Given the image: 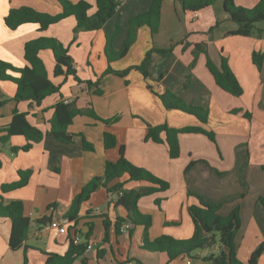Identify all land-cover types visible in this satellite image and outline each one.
Listing matches in <instances>:
<instances>
[{
    "label": "crops",
    "instance_id": "obj_1",
    "mask_svg": "<svg viewBox=\"0 0 264 264\" xmlns=\"http://www.w3.org/2000/svg\"><path fill=\"white\" fill-rule=\"evenodd\" d=\"M86 1L93 6L90 11L93 14L96 0ZM121 1L117 16L101 29L75 34L73 16L46 30H41L36 23L11 30L5 23L9 12L21 7L57 15L62 11L58 0H0V60L24 68L28 65L26 43L42 37L55 38L68 48L79 77L85 82L99 80L103 91L102 95H96L95 86L90 88L85 82L78 84L72 77L55 78L56 63L50 50L41 51L39 56L50 80L62 85V97L60 94L49 96L41 106L28 101L16 102V84L0 81V102H4L0 105V130L9 127L17 110L27 114L28 122L45 134L28 152L12 151L13 147L26 145L23 136H13L0 147V194L3 184L19 180L20 170L32 172L25 187L2 194L6 205L14 201L24 204V215L31 226L23 246L12 250L9 244L12 222L0 218V264H46L49 255H64L70 238L76 234L82 242L90 234L92 249L73 264H213L209 257L220 253L218 245L169 261L166 253L143 248L144 226L132 225L127 233L117 235L115 223L128 213L124 207L115 205L117 197L105 188L95 191L82 205L77 222H68L67 233L49 228L53 221L66 219L74 197L95 176L104 173L107 162L119 160L121 147L125 148V157L132 164L168 184V188L162 190L159 185L146 181L126 182V177L109 184L113 187L125 183L123 191L135 190L142 194L139 210L152 218L149 241L161 236L179 240L191 238L195 225L189 207L198 205L194 196L198 195L210 204L222 205L220 214L223 216L237 207L240 209L242 225L236 238L237 257L243 264H250L252 254L264 242V206L259 201L264 198V62L261 70L253 62L255 52L264 53V38L232 34L238 30V25L224 11V0L197 13L185 11L175 0H165L158 33L153 36L148 26L138 28L136 41L126 56L109 63L105 48L117 22L120 32L113 42L115 50L122 47L127 37L130 19L147 12L152 2ZM259 1L235 0L236 5L243 8H253ZM259 27L264 31V26ZM197 44L205 46L216 65L221 64L222 57L227 59L244 90L242 96L235 97L216 84L206 66L205 54L190 68ZM153 49L157 51L146 64L151 78H145L136 70L126 77L106 74L109 67L121 72L140 65ZM187 76L189 81L185 87ZM168 89L186 103L208 109V122L166 109L158 94ZM61 100L75 103L81 110H92L102 120L119 119L106 125L86 114L78 115L67 131L73 141L64 144L46 135L51 129L54 106ZM163 124L174 129L200 127L213 133L214 140L201 133H182L179 135L180 156L172 159L164 136L162 143L146 140L149 126ZM106 132L116 137L117 147L105 148ZM83 139L94 146V151L84 150ZM106 219L111 222L108 243L103 242ZM100 250L106 252L103 258L98 257ZM258 264H264V253Z\"/></svg>",
    "mask_w": 264,
    "mask_h": 264
},
{
    "label": "trees",
    "instance_id": "obj_2",
    "mask_svg": "<svg viewBox=\"0 0 264 264\" xmlns=\"http://www.w3.org/2000/svg\"><path fill=\"white\" fill-rule=\"evenodd\" d=\"M165 0H152L150 8L147 12L133 17L129 21V29L127 37L119 50H115L113 42L120 32V24L117 22L115 31L107 38L105 53L108 62L117 61L128 53L132 44L136 41L137 29L142 26H148L153 36H155L160 28L162 6ZM185 11L197 13L216 4L218 0H175ZM62 7V11L57 15L40 13L29 7H21L12 9L5 18V23L11 30H16L23 24L36 23L40 25L41 30H46L53 24H56L70 16L76 20L74 33L82 31H97L101 29L109 20L118 14V8L121 0H96V11L90 14L93 6L86 0L78 3L72 0H58ZM224 11L229 15L231 21L238 25V30L232 34L243 37L264 38V31L257 27L258 24L264 22V0H260L253 8H243L236 5L235 0H224ZM213 29V28H212ZM50 50L55 59L54 77H63L73 80L80 84L83 81L77 70L74 68V62L69 55L68 48L55 38L42 37L32 40L25 45V59L28 65L24 68H16L13 65L0 60V81H13L16 84V94L14 100L16 102L28 101L37 106H41L43 101L52 95L60 94L62 85H55L46 70L43 60L40 58L41 51ZM169 50V49H168ZM153 49L148 52L144 61L140 65L132 66L121 72H116L109 67L106 74H116L126 77L132 70L139 71L145 78H151L147 71L146 64L150 59ZM167 50H162V52ZM205 54L207 56L206 66L213 75L216 84L227 93L240 97L244 90L239 83L237 77L233 73L226 58L222 57L221 64L218 66L211 57L208 56L206 48L203 44H197L193 50V61L190 68H193L199 56ZM253 62L256 67L261 70L264 62V53L253 54ZM11 73L18 74L17 78H13ZM189 76L186 77L184 86L186 87ZM88 87H96L94 94L102 95L103 91L99 88L100 81H86ZM162 104L168 110H178L186 114L197 117L202 123H207L209 119L208 109L200 106L190 105L181 97L171 90H166L163 94H158ZM4 102H0V105ZM88 115L96 120H101L104 124L110 125L118 121L119 117L113 119L102 120L96 116L92 110H81L75 106V103H66L64 100L59 101L54 106V114L50 121L51 129L46 134L57 141L64 144H71L73 137L69 136L67 131L73 123V119L78 115ZM249 117V116H248ZM182 133H201L214 140V134L203 128H183L174 129L167 124L159 126H149L146 130V140L155 143H162L163 136L169 145L170 157L176 159L180 156V140L179 135ZM23 136L26 139V145L18 148L13 147V152L31 150L34 143L40 142L45 134L37 127L31 125L27 120V114L20 113L17 110L13 113V119L9 127L0 130V147L7 144L11 137ZM104 145L106 149L117 147L116 137L110 133L104 134ZM83 148L87 151H94V146L83 139ZM1 166V164H0ZM32 172L30 170H20L19 180L12 184H3L1 187L2 194L25 187ZM126 177V182L146 181L160 186V189L166 190L168 184L146 169L140 168L132 164L125 157V148H120V158L117 162H107L104 173L95 176L88 184H86L81 192L77 194L71 204L70 209L65 214L68 222H77L79 212L84 203H86L91 195L100 188L107 189L108 193L116 196L117 206H122L127 210L126 218H119L115 223V231L117 235H121V227L126 223L133 226L142 225L145 227L143 248L152 251L166 253L169 261L176 259L181 255L190 256L192 253L200 250L212 249L216 245L219 246L220 253L211 255L209 260L213 264H243L237 257V234L241 229L240 209L235 208L228 216L220 214L222 205H213L206 202L202 197L194 195L198 199V205L189 207V214L194 222L195 231L191 238L186 240L175 239L170 236H161L155 241H149L148 229L152 224V218L140 212L138 202L142 194L135 190L123 191L125 183H119L113 187L109 184L116 179ZM123 194L120 195V192ZM0 194V218H8L12 222V230L10 235V248L17 250L21 248L28 238L30 232L31 221L24 215V204L21 201H14L8 205L2 201ZM264 206V198L259 199ZM105 238L104 243L109 242L111 222L104 220ZM71 229V227L69 228ZM76 236H80L76 234ZM90 234L86 235V241L81 244L74 243V237L70 238V244L64 255L51 254L48 256L46 264H73L79 257L83 256L89 243ZM264 253V242L254 251L249 263L258 264L260 256ZM105 250L98 251V257L105 256ZM27 263V259L25 261Z\"/></svg>",
    "mask_w": 264,
    "mask_h": 264
},
{
    "label": "built area",
    "instance_id": "obj_3",
    "mask_svg": "<svg viewBox=\"0 0 264 264\" xmlns=\"http://www.w3.org/2000/svg\"><path fill=\"white\" fill-rule=\"evenodd\" d=\"M123 194V191L120 192V195ZM49 228L55 229L57 230L59 233H67L68 231V220L64 219V220H55L52 223H50ZM132 228V224L131 223H126L121 227V233H127L130 229ZM74 243L75 244H81L82 239L80 236H74ZM92 249V245L91 243L88 245L87 247V251H90ZM205 257H207V254L204 255Z\"/></svg>",
    "mask_w": 264,
    "mask_h": 264
},
{
    "label": "rangeland",
    "instance_id": "obj_4",
    "mask_svg": "<svg viewBox=\"0 0 264 264\" xmlns=\"http://www.w3.org/2000/svg\"><path fill=\"white\" fill-rule=\"evenodd\" d=\"M261 25L264 26V22L258 24L257 27H258V28H261V27H259V26H261Z\"/></svg>",
    "mask_w": 264,
    "mask_h": 264
}]
</instances>
